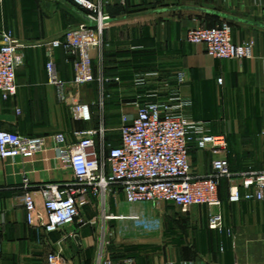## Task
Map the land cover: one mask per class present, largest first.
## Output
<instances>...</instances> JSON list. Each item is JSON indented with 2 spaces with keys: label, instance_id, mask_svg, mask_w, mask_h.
I'll list each match as a JSON object with an SVG mask.
<instances>
[{
  "label": "crops",
  "instance_id": "0c3cea01",
  "mask_svg": "<svg viewBox=\"0 0 264 264\" xmlns=\"http://www.w3.org/2000/svg\"><path fill=\"white\" fill-rule=\"evenodd\" d=\"M90 1L103 5L112 21L103 47L91 52L95 80L82 87L80 99L91 106L93 119L83 121L73 118L58 87L49 82L51 57L59 79H73L68 55L63 47L52 50L45 44L83 22L85 11L76 0H0V32L11 31L23 45L17 95L4 99L0 94V130L47 137L45 148L32 158H0V264H50L51 253L60 254L64 264H99L107 258L122 264H264V201L230 202L226 180L218 207L183 212L171 203L138 204L133 226L140 236L115 250L100 243L111 228L132 216L122 211L132 206L120 190L118 201L109 199L106 213L99 198L89 197L82 207L83 221L60 231L46 233L28 223L24 179L39 202L43 187L73 180L52 137L64 133L68 142H75L77 131L97 127L103 91L113 129L109 139L115 144L120 142L116 130L122 115L136 111L129 102L177 97L189 103L193 120L213 134L226 135L233 172L264 171V0ZM225 22L235 43L254 42L251 58H214L205 45L186 39L190 29ZM143 77L145 83L136 82ZM213 158L209 150L194 145L193 173L211 174ZM213 211L223 217L222 232L209 227Z\"/></svg>",
  "mask_w": 264,
  "mask_h": 264
},
{
  "label": "built area",
  "instance_id": "2783aa9c",
  "mask_svg": "<svg viewBox=\"0 0 264 264\" xmlns=\"http://www.w3.org/2000/svg\"><path fill=\"white\" fill-rule=\"evenodd\" d=\"M85 11V19L68 30L62 38L46 43L52 50L63 47L67 62L73 68V79L66 83L59 79L53 57L47 64L49 82L58 87L59 98L69 105L76 120L92 121L91 106L80 99L82 87L95 80L93 50L105 44V30L112 17L103 5L90 0H76ZM190 43L205 45L209 56L219 59L251 58L254 42L235 43L228 22L215 26H200L187 31ZM23 45L11 31L0 32V94L4 99L18 92L17 69L23 63ZM52 55V52H51ZM224 79L218 78L219 84ZM145 83L146 78H138ZM107 93L99 102V124L76 132L78 140L68 142L64 133L53 135L57 157L72 171V181L49 184L40 189L42 201L25 178L24 205L28 223L46 233L60 231L81 219L82 207L89 197L99 198L106 213L109 199L118 201V190L130 205L165 202L177 205L183 212L194 207L221 205L220 186L228 182L230 202L242 199L264 201V171L233 172L230 166L229 143L226 135L213 134L202 122L187 112L189 103L173 97L165 102L138 99L131 101L135 113L123 114L118 128L120 142L109 139L113 129L106 115ZM47 143L45 136L23 135L0 130V158H32ZM209 150L212 173L199 177L192 171L190 151L193 146ZM242 190L245 193H242ZM118 191V192H117ZM136 216L133 214L130 219ZM209 227L225 230L219 212H211ZM50 264H64L57 253L49 255ZM99 264H122L113 259H101ZM130 264H135L130 260Z\"/></svg>",
  "mask_w": 264,
  "mask_h": 264
},
{
  "label": "rangeland",
  "instance_id": "374dc122",
  "mask_svg": "<svg viewBox=\"0 0 264 264\" xmlns=\"http://www.w3.org/2000/svg\"><path fill=\"white\" fill-rule=\"evenodd\" d=\"M66 83H68V82H66ZM118 127H119V125H118ZM116 132L118 133V130H116ZM117 133L115 134L116 135L115 137L118 136ZM127 205L130 206V204H127ZM131 206L132 207H130V209L124 208L122 211H124V212L130 211L132 213V215L134 212L140 211L139 210L140 207H138V205H131ZM111 212L112 211H110V213ZM123 223H124L123 226L120 227L119 225H115L113 228L110 229V231L107 232V234H106L107 240H105V239L102 240L103 236L101 235L102 242L100 243V245H102V243L105 241V246L107 248L115 250L118 248L119 245H122L126 239H128V243L133 244L134 243L133 241L136 240V238L137 239L139 238L140 231H137L136 227L133 226L134 225L133 219H126L125 221L121 222V224H123Z\"/></svg>",
  "mask_w": 264,
  "mask_h": 264
}]
</instances>
